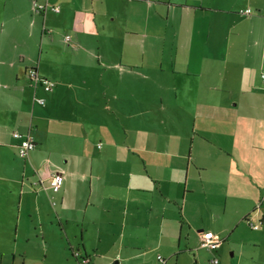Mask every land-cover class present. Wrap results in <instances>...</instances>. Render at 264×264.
<instances>
[{
	"label": "crops",
	"instance_id": "crops-1",
	"mask_svg": "<svg viewBox=\"0 0 264 264\" xmlns=\"http://www.w3.org/2000/svg\"><path fill=\"white\" fill-rule=\"evenodd\" d=\"M34 1L0 0V264L35 242L80 264H203L200 232L264 224L240 177L264 171V0Z\"/></svg>",
	"mask_w": 264,
	"mask_h": 264
},
{
	"label": "rangeland",
	"instance_id": "rangeland-1",
	"mask_svg": "<svg viewBox=\"0 0 264 264\" xmlns=\"http://www.w3.org/2000/svg\"><path fill=\"white\" fill-rule=\"evenodd\" d=\"M52 5V4H51ZM34 12V10H33ZM33 15H38L34 14ZM248 79L252 80L251 73L248 72ZM234 105V103H233ZM220 114V113H219ZM161 115V113H159ZM263 115V114H262ZM260 117L259 114H255L254 116H250V124L251 128L255 127L256 122H258L257 118ZM256 120V121H253ZM258 131H262L263 128L259 126ZM178 132V131H175ZM174 132H169L172 135ZM19 154V153H18ZM142 156H146L144 152L140 153ZM264 155V152L261 153ZM22 157V156H20ZM28 157V156H27ZM22 157V158H27ZM235 172H243V170L238 167H234ZM243 180L248 183V185L244 184L242 186L243 189L248 190L254 189L256 190V186H259L264 192V171L258 177L251 176V178L245 174L240 175ZM48 179V178H47ZM261 212L264 215V203L262 202ZM260 209L258 208V211ZM241 224L234 226L233 232L229 233V240H225L224 246L220 252L223 251V256L217 253L219 258V262L222 259V264H264V224L259 223L258 219L253 220V223L259 224L258 229H253L249 225V221L241 220ZM227 236V235H226ZM221 237V236H219ZM223 237V236H222ZM233 239V240H232ZM33 247L28 251V254L24 256H19L18 258L13 259L10 255L8 259L9 264H79L80 261H76L71 255L66 256H53L52 253L46 255L43 253L42 243H32ZM54 254V253H53ZM163 255V254H162ZM8 259H4L7 261ZM97 261L96 258H94ZM210 256L206 255L203 258V264H209ZM185 264L186 262L182 260ZM82 264H85L82 262Z\"/></svg>",
	"mask_w": 264,
	"mask_h": 264
},
{
	"label": "built area",
	"instance_id": "built-area-1",
	"mask_svg": "<svg viewBox=\"0 0 264 264\" xmlns=\"http://www.w3.org/2000/svg\"><path fill=\"white\" fill-rule=\"evenodd\" d=\"M33 9H34L35 13H39V14H45L48 11H52V12H56V13L60 11L59 6L51 5L47 2H39L37 0L33 2ZM246 13L250 14L251 9H248L246 11ZM65 40L67 42L70 41V36L66 35ZM27 74L31 80V85H33V86L41 85L46 91L53 90V88L55 86V82L49 80L46 77L40 76L38 69L36 67H30L28 69ZM261 80H262L263 85H264V72L261 73ZM39 101L41 103H44L43 99L42 100L40 99ZM14 137L21 139V142H20L19 147H18L19 155L22 157L28 156L29 151L35 147V143H34L33 138L31 137V135H24L23 136L20 133L15 132ZM48 181L50 183V187L53 189V191L56 192L59 190V188L62 185L63 176L59 172H53L48 177ZM39 182H43V181L40 180ZM249 223H250L249 225L253 229L259 228V225L254 224L251 220H249ZM200 233H201V236H200L201 247L206 248V249H210V250L217 249L220 247L222 241L219 238V236L212 234L210 232H200ZM213 262L216 264L218 263L217 260H214ZM105 264H112V263H105Z\"/></svg>",
	"mask_w": 264,
	"mask_h": 264
},
{
	"label": "trees",
	"instance_id": "trees-1",
	"mask_svg": "<svg viewBox=\"0 0 264 264\" xmlns=\"http://www.w3.org/2000/svg\"><path fill=\"white\" fill-rule=\"evenodd\" d=\"M260 78H261V75H260ZM52 81V80H51ZM262 81V80H261ZM263 83V82H262ZM15 133V132H14ZM14 133H13V136H14ZM16 138V137H15ZM17 139H19V138H17ZM20 140V142H21V139H19ZM35 143V142H34ZM34 149V148H33ZM31 151V150H30ZM29 151V152H30ZM52 189V188H51ZM53 190V189H52ZM55 192V191H54ZM245 220H247V221H249L250 220V218L249 217H245ZM252 228V227H251ZM206 232H210V231H206ZM210 233H212V234H215V233H213V232H210ZM200 234V236H201V233H199ZM215 235H217V234H215ZM217 236H219V235H217ZM220 239H221V245L223 244V242H224V240H225V238H222V237H219ZM221 245H220V247H221ZM200 247H201V241H200ZM219 247V248H220ZM201 248H203V247H201ZM219 248H217V249H213V250H210V249H206V248H203V249H206V250H208V251H212V252H217L218 251V249ZM71 252H72V254L71 255H73V257H74V259H76L77 261H81V259H89V256L88 255H84V256H76V254H74L73 253V250L71 249ZM158 259L161 261V263H164V261H165V259L164 258H162L161 256H158ZM214 260H217L218 261V263L217 264H219V258H218V256L216 255V254H214L212 257H211V259L209 260V263L210 264H216V263H214L213 261ZM89 263V262H88ZM109 263V262H108ZM80 264V263H79Z\"/></svg>",
	"mask_w": 264,
	"mask_h": 264
},
{
	"label": "water",
	"instance_id": "water-1",
	"mask_svg": "<svg viewBox=\"0 0 264 264\" xmlns=\"http://www.w3.org/2000/svg\"><path fill=\"white\" fill-rule=\"evenodd\" d=\"M116 264V263H115Z\"/></svg>",
	"mask_w": 264,
	"mask_h": 264
}]
</instances>
